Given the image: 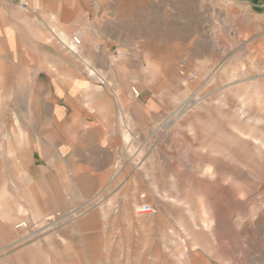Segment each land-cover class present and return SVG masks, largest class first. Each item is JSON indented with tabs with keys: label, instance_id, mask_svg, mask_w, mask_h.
I'll return each mask as SVG.
<instances>
[{
	"label": "rangeland",
	"instance_id": "rangeland-1",
	"mask_svg": "<svg viewBox=\"0 0 264 264\" xmlns=\"http://www.w3.org/2000/svg\"><path fill=\"white\" fill-rule=\"evenodd\" d=\"M44 13L191 54L192 73L156 91L182 104L174 129L160 118L159 137L137 138L103 185L81 178L77 217L62 219L94 221L96 264H264V0H0V51L22 61L31 43L7 25Z\"/></svg>",
	"mask_w": 264,
	"mask_h": 264
},
{
	"label": "crops",
	"instance_id": "crops-1",
	"mask_svg": "<svg viewBox=\"0 0 264 264\" xmlns=\"http://www.w3.org/2000/svg\"><path fill=\"white\" fill-rule=\"evenodd\" d=\"M12 22L8 40L25 37L31 48L22 61L0 51V264H96L94 221L62 219L77 217L69 208L81 178L103 185L137 138L159 137L160 118L174 129L182 104L156 91L192 73L191 54L169 55L159 39L120 36L84 17L71 28L48 13ZM22 222L35 227L17 229Z\"/></svg>",
	"mask_w": 264,
	"mask_h": 264
},
{
	"label": "built area",
	"instance_id": "built-area-1",
	"mask_svg": "<svg viewBox=\"0 0 264 264\" xmlns=\"http://www.w3.org/2000/svg\"><path fill=\"white\" fill-rule=\"evenodd\" d=\"M28 3L27 2H20L18 4L19 8L24 10V9H27L28 8ZM81 43L80 39L78 37H75L73 38V44L75 46H79ZM132 94L135 98H139L140 97V93L137 89L135 88H132ZM142 211L146 214H152L154 212L153 208L150 206V205H144L143 208H142ZM17 229H29V230H32V226H30L28 223L26 222H22L20 224H18L16 226ZM37 229V228H35ZM36 232H39L38 230L35 231V232H32V235H34Z\"/></svg>",
	"mask_w": 264,
	"mask_h": 264
}]
</instances>
